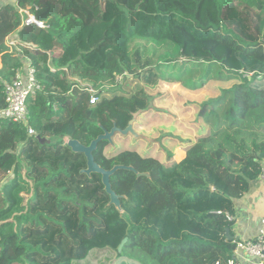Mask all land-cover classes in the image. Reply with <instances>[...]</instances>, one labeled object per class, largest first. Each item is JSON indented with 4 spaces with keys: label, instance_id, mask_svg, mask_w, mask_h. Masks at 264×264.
<instances>
[{
    "label": "trees",
    "instance_id": "16d2710c",
    "mask_svg": "<svg viewBox=\"0 0 264 264\" xmlns=\"http://www.w3.org/2000/svg\"><path fill=\"white\" fill-rule=\"evenodd\" d=\"M19 9L46 27L22 25ZM15 33L23 55L6 46ZM23 58L42 89L27 101L35 136L0 120V264H74L94 250L140 264H225L235 202L264 162V0H16L0 6V108ZM162 81L221 87L199 104L179 162L134 148L107 157L111 142L97 144L102 169H133L110 177L117 209L66 142L88 146L124 128L130 113L150 111L141 91ZM80 83L117 89L91 104Z\"/></svg>",
    "mask_w": 264,
    "mask_h": 264
},
{
    "label": "rangeland",
    "instance_id": "374dc122",
    "mask_svg": "<svg viewBox=\"0 0 264 264\" xmlns=\"http://www.w3.org/2000/svg\"><path fill=\"white\" fill-rule=\"evenodd\" d=\"M219 1L226 2V0ZM4 4H9V2H0V6ZM170 71L178 74L174 69ZM121 78L118 77L117 80L121 82ZM81 84L88 85L87 83ZM220 87L219 83L207 82L200 89L189 90L182 87L180 83L165 81L155 87H145L141 93L147 96L150 111L144 113V109H137L130 113V119L126 121L124 128L116 126L120 130L130 128L133 133L129 132L126 135L118 133L112 137L111 144L104 150L105 156L112 157L118 150L134 148L137 153L147 155L167 166H170L172 161H179L184 157L185 144L195 139L197 127L194 122L199 104L210 97L217 96ZM116 89L115 85L103 84L94 90L96 92L110 90L109 93H111ZM196 123L201 124L199 120H196ZM167 156H170L172 160L169 161ZM10 177H12L11 174L5 177L1 184L6 183V179ZM74 264L140 263L133 259L130 252L117 256L113 251L94 250L84 260Z\"/></svg>",
    "mask_w": 264,
    "mask_h": 264
},
{
    "label": "built area",
    "instance_id": "2783aa9c",
    "mask_svg": "<svg viewBox=\"0 0 264 264\" xmlns=\"http://www.w3.org/2000/svg\"><path fill=\"white\" fill-rule=\"evenodd\" d=\"M18 12L22 14V25L34 24L40 28L46 27L43 22L36 19L33 10L19 9ZM6 46L11 50H17L19 53L21 49L27 48V45L19 39H10V37L6 39ZM63 71L66 72V68ZM80 86L91 94L90 103H95L98 92L88 85L80 83ZM41 89V84L36 78V69L28 59L24 58V63L22 67L16 70L14 79L5 85V105L0 108V120L23 125L27 130L28 137L35 136V131L29 125L30 113L27 101L36 93L41 92ZM109 91L105 90L103 92L108 93ZM257 180L264 183V162L261 164ZM228 219L231 220L230 217ZM261 226L262 229L259 230L255 238L234 241L232 255L225 264H239L240 260L246 258L256 260V264H264V220H261Z\"/></svg>",
    "mask_w": 264,
    "mask_h": 264
},
{
    "label": "crops",
    "instance_id": "0c3cea01",
    "mask_svg": "<svg viewBox=\"0 0 264 264\" xmlns=\"http://www.w3.org/2000/svg\"><path fill=\"white\" fill-rule=\"evenodd\" d=\"M6 1H8L9 4L14 5L16 0H0V2L3 3H5ZM10 39L19 38L18 35L15 33L10 36ZM23 52L24 51L22 50L20 54H22ZM62 73L69 77L67 68L66 72L64 71ZM183 158L184 157L180 158L179 161ZM233 220L234 225L232 227V234L234 241L251 240L257 236L259 230L262 229L261 220H264V183L258 181L257 179L250 182L248 192L241 199L235 202V214L233 216ZM256 263V260L248 258L240 260L239 262V264Z\"/></svg>",
    "mask_w": 264,
    "mask_h": 264
},
{
    "label": "water",
    "instance_id": "95a60500",
    "mask_svg": "<svg viewBox=\"0 0 264 264\" xmlns=\"http://www.w3.org/2000/svg\"><path fill=\"white\" fill-rule=\"evenodd\" d=\"M129 132L133 133L130 128H127L126 130H120L114 125L113 128L109 132L105 131L102 135L94 139L88 146H83L76 140H68L66 142V145L71 149L72 152L83 154L86 158V168L82 170L81 173L86 174L88 176L91 174H99L101 176V182L104 186L105 192L110 197V203L114 205L117 209H120L119 196H117L111 189L110 177L117 170L127 169V170L133 171V169L125 168L123 166H114L113 168L109 170H104L94 161L93 152L95 151L97 144L100 141L105 140V141L111 142V139L115 134L122 133L123 135H126ZM38 140L40 143H44L46 141L45 139H39V138ZM226 237L229 240H232V237H229V232H226ZM126 242H127V238H124L121 241V243L119 244L117 248L118 253L122 251V248L124 247Z\"/></svg>",
    "mask_w": 264,
    "mask_h": 264
}]
</instances>
